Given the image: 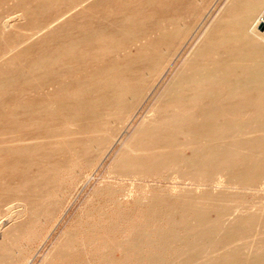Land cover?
Instances as JSON below:
<instances>
[{
	"label": "bare ground",
	"instance_id": "1",
	"mask_svg": "<svg viewBox=\"0 0 264 264\" xmlns=\"http://www.w3.org/2000/svg\"><path fill=\"white\" fill-rule=\"evenodd\" d=\"M27 1L17 0L18 9L15 14L0 20V35L3 36L7 29L9 30V28L14 27V24H17L16 22L21 20L24 22L26 14L31 12L30 0ZM87 1L68 0L69 6L64 11L62 10L63 12L60 11V14L54 15L55 17H52V20L42 26L38 28L35 26L36 28L28 32L26 37L23 38L26 40L40 36V31H47L53 24L63 21L65 16L67 17L78 7L84 4L86 6ZM209 1L207 0V3H204V0H199L200 5L197 8L192 5L193 8L190 10V30L194 26V22L197 23L196 20L202 16V11L207 7L206 5H208ZM176 2L178 0L162 1L163 7L171 6L172 3L174 5L172 4L173 7L170 10L164 8L165 10H162L160 14L144 15L138 11L130 16L125 15L111 29L93 28L94 26L87 29L88 26H82L77 32L72 30L65 38L62 46L57 47V51L50 50L45 56L37 54L35 59L31 62L28 61L29 63L27 62L28 65H26L25 72L30 73L35 83L43 75L50 74L53 77L51 76L52 78L49 82L55 86L54 89L57 88L55 94L50 95V97H53H51L52 99L47 98L46 94L51 91L48 89L49 91H45L46 98L44 99L46 100L43 102L44 105H42L43 103H38L35 106L41 112L45 113L53 110L56 115H60L57 117H63L60 129L59 127L55 129L53 125H50L51 127L53 126L51 130L50 127H47L51 131V141H53L54 137L70 134L76 138L68 141L65 144L66 147L62 146V148H69L70 151L71 149H76L75 152L77 154L82 152L87 154V150L96 147L98 142L97 134L104 131L106 129L105 126L112 121L111 119L115 118L118 111L122 109L123 102L126 99H131V97L139 99L142 96L143 91L148 88L146 75L149 78L151 72L154 71L156 73L153 72L152 74H157L158 70L161 69L160 65L162 63H160L159 59L160 57L162 58L160 52L164 40L168 36H171V38L168 37L171 40H173V37L179 38L178 35L181 32L179 31V24L182 19ZM190 3L195 2L190 1ZM262 18H264V0H222L218 9L211 15L207 23L205 22L206 24L202 30L193 39L190 51L186 57L156 95L155 100L149 110H147L149 115L147 114L129 134L115 159L113 158L114 161L121 165L122 168L136 172H148L153 168L164 169L169 166L174 168L178 166V169L186 174L187 177L190 172L196 171L199 175L213 173L219 179L223 178L226 181L244 183L252 180L256 175L264 178V24L261 27ZM135 22L137 25H132ZM24 26L26 25L24 24ZM15 27L17 26L15 25ZM53 28L56 30V27ZM44 34H47V32ZM15 41L6 42L5 48L1 49L0 59L3 58L2 55L5 53H7L6 56L9 60L13 59L14 61L17 59L16 54H14L16 58H13L11 54L8 57V54L17 50V47L23 42L16 43ZM166 45L168 46L169 44ZM118 54H121V57H118ZM102 56H108L106 57V62L103 65L98 63L100 65L99 68L96 67L95 70H90L91 72L83 77V81L80 80L79 83H75L73 93L69 96L61 93L62 86L66 84L62 83L65 75L79 76L77 75L78 70L85 67L84 64L88 59H96ZM13 61L10 62L11 65H13ZM23 64L21 60L17 63L18 66ZM54 64L58 67L59 64L61 65L56 74L42 69L43 66L51 67ZM149 65L151 66L149 67ZM161 66L163 67V64ZM61 67H65L66 70L61 69ZM84 71L86 72V69ZM1 72L4 73L3 70ZM16 82L11 76L2 75L0 78V98L3 92L15 87ZM141 84H145L144 90L141 88ZM68 86L72 85L69 84ZM44 90L47 89L44 88ZM80 91L85 95L82 92L80 93ZM42 96L44 95H39V98ZM26 99L28 98L26 97ZM31 99L28 101H32ZM23 101L25 102V100ZM34 101H36L35 98ZM33 110L30 112H33ZM23 115L25 114L23 113ZM217 118H219V121H217ZM42 127L40 126L41 129ZM33 129L35 130L36 128ZM38 131L40 130L38 129ZM102 133L104 134V132ZM2 135L5 136L4 134ZM32 138L34 139L36 136L34 135ZM25 139L24 137L13 138L4 142L7 144L24 143L25 147H27ZM54 140L58 142L57 138ZM1 142L3 143L2 140ZM56 145L58 146V144ZM104 145L106 144L104 143ZM190 145L197 149L196 153L192 156L190 154L181 155L183 152L180 151L184 147L190 148ZM0 146L3 147L1 144ZM10 147L9 145L8 148ZM50 147H48L49 150ZM27 148H29V145ZM43 148H47V146ZM50 153L53 152L51 151ZM23 154H26V151ZM33 157L35 156H32L31 159H34ZM49 157L51 158V156ZM5 161L7 160L5 159ZM9 161L12 160L10 159ZM2 162L4 161L1 160L0 163ZM37 162L42 165L41 159L37 160ZM4 163L7 164L8 162ZM196 165L197 168L193 169ZM27 166H30V163ZM23 169L21 171L24 173L30 171L26 170V172ZM7 170L5 169V171ZM15 172L10 173L14 174ZM18 172L20 173V171ZM22 172L20 175H24ZM43 174L45 175V173ZM25 176L23 177L25 178ZM32 176L35 177V175ZM11 177L8 180H12L13 183V180L16 179ZM29 178L31 177L29 176ZM17 181H14V183H17ZM18 183L21 184L20 182ZM14 186L17 187L16 185ZM20 188L25 191L26 196H24V199L27 202L28 196L31 194L28 195L30 192L26 193L24 185ZM12 190L11 192H13ZM2 192H0V195L3 194ZM15 193L12 194L15 195ZM232 199V196L224 193H208L198 196H190V193H188L178 204L171 203L167 205V212L173 215V219H175V228L173 234L168 238L163 237L161 239V244L169 246L179 241L181 237L179 229L187 232V238L183 241V246L172 257L173 260L171 259L164 263V258L162 257L153 259L149 257L150 264H171L176 262L174 260H180L178 264H264V206L255 214L238 215L223 224L217 218L212 219L209 216L210 211H214L215 214L220 213L225 208L221 204ZM250 228L252 229L251 231ZM16 237L18 239L19 236ZM243 239H248V247L245 251L235 247ZM2 247H0V251ZM143 260L144 256H140L136 264H142Z\"/></svg>",
	"mask_w": 264,
	"mask_h": 264
},
{
	"label": "rangeland",
	"instance_id": "2",
	"mask_svg": "<svg viewBox=\"0 0 264 264\" xmlns=\"http://www.w3.org/2000/svg\"><path fill=\"white\" fill-rule=\"evenodd\" d=\"M149 1L114 0L113 2V0H88L86 6L84 4L78 7L67 15V17L65 16L63 21L53 24L47 31H40V36L32 37L36 39L33 40L30 38L25 40L23 37H26L28 32L49 22L53 19L52 17L57 16L60 14V11L63 12L69 6L68 0H30L31 12L30 14H26L24 22L22 20L16 22L17 24L19 22L22 23H19V25L14 24V27L9 28V30L7 29V32L3 36L0 35V52L1 49L5 48L6 42L16 40L15 42L19 43L23 41L17 47V50L8 54V57L12 55L13 58L17 57V59L14 61L13 59L9 60L6 56L7 53L2 55L3 58L1 57L2 59H0V71L3 70L4 72H1L2 74L0 73V78L2 75H8L17 81L16 86L3 92L0 98V132L2 131L1 133L5 135L3 136L0 133V144L3 145V147L0 146V161L8 162L7 164L4 162L0 163V192L3 191V194L0 195V247L3 245L6 246H3L0 251V264H136L140 256H144L142 264H150L149 257L151 259L162 257L164 258V263H167L168 260L170 261L175 256L178 249L183 246V241L187 238V232L179 229L181 234L179 241L169 246H163L161 244V239L163 237L168 238L173 234L175 228V219H173V215L167 212V205L171 203L178 204L188 193H190V196L208 193H224L230 195L233 199L221 204L225 207L223 209L224 211L222 210L218 214H215L214 211L209 212L210 218H217L221 224L231 221L238 215L255 214L264 206V178L258 175L244 183L226 181L223 178L219 179L213 173L199 175L196 171L190 172V175L187 177L186 174L178 169V166L175 168L169 166L164 169L155 168L156 170L153 168L148 172H136L126 170L114 161L129 134L147 114L149 115L147 110H149L156 95L161 91L182 60L186 57L190 51V45L193 39L202 30L211 15L218 9L222 0H210L208 5H206L207 7L202 11V16L196 20L197 23L194 22L191 30L190 10L193 6L195 8L199 7V0H182V2L178 0L176 2L181 12L182 22L180 21L179 24V31L181 32H179V38L173 37V40H171L169 39L171 36H168L169 38H166L167 42L164 40L160 52L162 58L159 55V61L163 64V67L161 66L162 64L160 65L161 71L158 70L157 74H152L154 71L151 72L149 78L146 75L148 88L144 90L143 87L145 84H141V88L144 90L142 96L139 99L131 97V99H126L123 102L122 109L119 110L121 113L118 111L115 118L111 119L112 121L110 120V124L108 123L105 126L106 129L97 134L98 142L96 147L87 150V154L82 151V153L77 154L75 152L76 149H71L70 151L69 148H65V144L68 141L76 138L70 134L54 137L53 141L55 143L51 141L50 130L53 126L55 129L56 127L60 129L63 117H57L60 115H56L53 110H49L51 112H41L35 106L38 103H43L46 100L44 99L46 95L47 98L52 99L53 97L51 96V98L50 95H54L57 88L54 89L55 86L50 84L49 80L53 77L50 74L43 75L35 83L30 73L25 72L26 65L35 59L37 54L45 56L50 50L57 51L56 49L62 46L65 38L72 30L77 32L82 26H88L87 29L92 28V26H94L93 28L111 29L125 15L130 16L138 11L144 15L153 13L160 14L162 10L172 9L174 5L173 2V5L163 7L162 1L164 0ZM190 1L195 3H190ZM204 1V3H207V0ZM17 9V0H0V20L6 16L15 14ZM132 25L136 26L137 23L135 22ZM53 27H56V30ZM46 32L47 34H44ZM14 54H16V57ZM118 55V57H121V54ZM106 57L102 56L96 59H88L84 64L85 67L78 70L77 75L79 76L73 77L65 75L62 83H66V86H62L61 93L66 96L73 93L75 83H79L80 80L83 81V77L88 75L92 69L95 70L96 67L99 68L100 65H103L106 62ZM102 58L103 62L101 61ZM17 60H21V63L25 65L18 66ZM11 61H13V65H11ZM60 66V64L59 67L54 64L51 67L43 66L45 68L42 67V69H45L44 71L46 72L51 71L52 73L54 72L53 74H56ZM61 69L66 70L65 67H61ZM85 69L86 72H83ZM67 82L72 86L74 84V86H68L69 84ZM44 88L47 90H44ZM52 90L55 91L52 92ZM45 91H49L50 93L48 92L46 94ZM39 95H44L41 97L43 99L39 98ZM83 95L85 94L83 93ZM33 96L36 101H34V98L31 99ZM30 99L32 101H28ZM31 110L33 112H30ZM3 121L5 124L2 123ZM217 121H219V118H217ZM13 124L16 128L12 126ZM50 125L53 126L51 127ZM40 126H43L42 129ZM47 127H50V130ZM33 128L36 129L34 130ZM39 132L43 135L42 138H40L41 135ZM34 135L36 138H39L33 139L32 136L34 137ZM11 137L26 138L25 142H27V147L29 145V148L25 147L26 145L24 143L7 144L4 142L7 139H13ZM56 138L57 140L60 138V141L58 140L57 142L54 140ZM103 141H105L104 143L106 145H104ZM9 145L11 146L10 148H8ZM48 145L51 146L50 150ZM46 146L47 148H43ZM62 146H65L63 147L65 149ZM16 151L19 153H16ZM25 151L26 154H23ZM51 151L53 153H50ZM98 151H102V153L100 154ZM196 151L197 149L190 145V148L184 147L180 152H183L181 155L190 154L192 156ZM44 152L47 153L44 154ZM30 155L31 157L35 156L33 157L34 159H31ZM44 155H46V158ZM68 156L69 158H67ZM39 158L42 160L43 166L40 163L41 161L39 163L37 162V160H40ZM10 159L12 161H9ZM29 163L30 166H27ZM17 164L21 166L18 167ZM26 166V170L30 171L27 172L25 170ZM196 168L197 165L193 167V169ZM5 169L11 170L8 172ZM21 169L27 173L22 172ZM16 170L20 171V173L18 171V173L15 172ZM10 172L15 173L12 174ZM21 172L24 175H20ZM6 173L7 175L5 176ZM32 175H35L36 179ZM9 177L16 179L13 180V183L18 179L17 183L13 184L12 180H8ZM25 179L27 180L25 181ZM29 183H31L30 186H28ZM22 185H24L27 191L26 193L30 192L28 195H32L28 196L27 202L24 199V196H26L25 191L20 188ZM31 186L34 188L36 186L35 191ZM12 193H15V195ZM37 199L38 201L36 202ZM33 201L35 202L32 203ZM5 232H7L6 235ZM16 236H19L18 239ZM247 245L248 239H243L235 247L241 251H245L248 247ZM174 261L176 262H172L171 264H178L180 262V260Z\"/></svg>",
	"mask_w": 264,
	"mask_h": 264
},
{
	"label": "built area",
	"instance_id": "3",
	"mask_svg": "<svg viewBox=\"0 0 264 264\" xmlns=\"http://www.w3.org/2000/svg\"><path fill=\"white\" fill-rule=\"evenodd\" d=\"M261 22H262V24H261V25H263V24H264V18H262V19H261Z\"/></svg>",
	"mask_w": 264,
	"mask_h": 264
},
{
	"label": "water",
	"instance_id": "4",
	"mask_svg": "<svg viewBox=\"0 0 264 264\" xmlns=\"http://www.w3.org/2000/svg\"><path fill=\"white\" fill-rule=\"evenodd\" d=\"M261 27H263V25H261Z\"/></svg>",
	"mask_w": 264,
	"mask_h": 264
}]
</instances>
